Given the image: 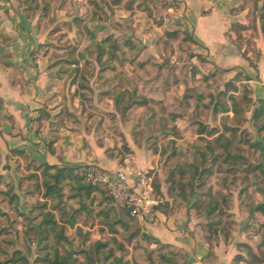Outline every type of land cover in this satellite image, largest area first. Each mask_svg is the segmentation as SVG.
I'll list each match as a JSON object with an SVG mask.
<instances>
[{"label":"rangeland","instance_id":"rangeland-1","mask_svg":"<svg viewBox=\"0 0 264 264\" xmlns=\"http://www.w3.org/2000/svg\"><path fill=\"white\" fill-rule=\"evenodd\" d=\"M28 1L19 3L25 15L36 20L41 42L37 46L40 57H32L33 62L40 60L44 69L52 72L46 82L52 84L45 87L46 102L51 105L39 112L40 128L54 111L70 124L94 129L96 135H91L97 145L104 146L111 167L85 166L118 171L133 158L138 169L153 176L161 211L167 215L181 208L194 211L210 256L223 245L231 248L232 264H264V216L257 211L264 203V176L253 171L264 161L254 147L263 140L253 120L257 104L249 97L250 91H245V74L218 68L206 56L195 53L196 42L185 37L186 27L181 22L185 10L178 11L183 2L37 0L28 7V15ZM251 13L257 19L261 10L252 8ZM237 30L235 33L242 35L239 43L254 51L253 42ZM172 32L177 35L167 34ZM100 42H105L103 49L97 45ZM114 42H120L125 54L122 50L112 52ZM8 47L0 32V65L2 58L7 59L3 50ZM232 81L241 90L220 95ZM230 96L237 102L235 110L216 116L214 105L223 102L232 106ZM220 133L225 136L222 142L231 138V151L240 157L236 165L225 163L223 157L217 161V155L207 150ZM220 152L222 149L216 148V154ZM139 160L147 165L140 167ZM43 164L19 149L0 156V264H36L49 252L40 243L33 219L38 212L33 206L44 200V183L52 182L39 169ZM211 166L213 173L196 177L194 193L184 200L180 186L172 184V174H177L180 184L194 175V167L204 170ZM63 174L61 194L54 195L53 190L47 210L66 227L72 242L66 249L81 262L84 259L79 252L89 251L99 240L109 242L119 253L107 224L119 218L120 206L100 191L89 197L80 191L84 206L68 199L71 184L79 190L91 183L80 175V168L72 173L73 180L66 170ZM119 232L114 236L133 248L137 240L128 243V234L122 228ZM50 245L60 247L54 240ZM171 247L160 252L176 264L183 263L180 250ZM123 251L124 260L130 251L126 247ZM139 254L144 261L143 253L136 252L134 264H138Z\"/></svg>","mask_w":264,"mask_h":264},{"label":"crops","instance_id":"crops-1","mask_svg":"<svg viewBox=\"0 0 264 264\" xmlns=\"http://www.w3.org/2000/svg\"><path fill=\"white\" fill-rule=\"evenodd\" d=\"M178 1L183 2L180 4L182 9L178 11L185 10L181 22L196 42L195 53L206 56L218 68L248 76L250 80L245 85L253 103L263 100V24L261 15L257 19L251 16V9L257 8L262 13L264 0ZM175 17L179 19L176 13ZM36 25V20L25 15L19 0H0V32L10 44L3 50L7 59L1 57L4 63L0 65V156H7L11 149H19L32 160L61 169L76 170L90 163L111 167L104 146L97 145L91 135H96L94 129L70 124L64 115L56 116L54 111L40 128L39 112L45 105H51L50 101L46 102L45 87L52 84L46 83L52 72L44 69L40 60L36 64L33 62L32 57H40L37 46L41 42ZM237 25L250 28L240 33L253 42L254 51L239 43L242 35L235 33ZM254 106L258 108V104ZM59 120L62 121L60 125ZM139 165L143 168L147 164L139 160ZM189 209H176L169 215L157 210L153 220L139 223L142 234L180 250L181 264H232L230 247L220 245L214 255H209L194 211ZM125 246L130 252L127 251L124 262L134 264L132 257L136 252L130 245ZM156 246L151 245V249ZM137 252L143 253L142 250ZM137 263L146 264L140 254Z\"/></svg>","mask_w":264,"mask_h":264},{"label":"trees","instance_id":"trees-1","mask_svg":"<svg viewBox=\"0 0 264 264\" xmlns=\"http://www.w3.org/2000/svg\"><path fill=\"white\" fill-rule=\"evenodd\" d=\"M255 2H259L260 0H254ZM37 0H29L26 2V12L28 15L31 12L30 7L31 3L36 4ZM168 8H171L167 6ZM257 9V8H256ZM260 21L263 24L262 31L264 33V3L262 6V13L260 16ZM253 27V26H251ZM238 28L237 32L241 31H248L250 28L237 25L235 26V29ZM185 37L192 38L191 35L187 33L185 30ZM169 36H176V32L167 33ZM90 35L95 36L93 32H90ZM187 35V36H186ZM194 41V39L192 38ZM103 43H97V45L100 47V49H103ZM127 44V43H126ZM120 42H114L112 46V52H116L117 50H122L120 46ZM122 52L125 54L124 49ZM104 53V52H103ZM114 55V54H113ZM246 57V56H245ZM238 79V78H236ZM245 80H250L249 77H245ZM235 81V80H234ZM230 82L227 84L226 92L220 93L222 96H226L228 93H236L240 89V87L236 84V82ZM237 81V80H236ZM239 82V81H238ZM245 87V86H243ZM244 90L246 88H243ZM246 92L248 91L245 90ZM249 92V91H248ZM250 97V96H249ZM230 99L232 100V106H230L227 103L218 102L213 107V113L217 116L219 114L224 113H230L233 112L235 109L233 107L237 106V102L235 100L234 96H230ZM258 108L255 109L253 120L254 124L256 125L259 133L263 137V140L260 142L255 143V149H257L260 152V158L264 160V99L257 101ZM41 120V119H40ZM214 132H212V135ZM225 139L224 134L220 133L216 138L215 142L213 144H209L207 147V150L211 152L212 156L217 155V161L223 157L225 163H230L236 165L239 161L240 157L235 156L231 151V138H229L226 142H222ZM216 148L222 149V152L220 154H216ZM218 153V152H217ZM219 155V156H218ZM39 169H42L43 172L50 177L52 180L51 183H44V186L46 188L42 199L43 202H36L33 206L34 211H38L34 218V221L38 224V236L41 238L40 243L42 242L45 248L49 249L45 256L40 257L37 259L36 264H41V262H45L46 264H127L124 262L123 258L125 256V252L123 251L125 249V242L119 241L114 235H119V228H122L123 231H125L127 236V242L131 243L134 240H137L136 244L134 243L133 250L134 252H137L139 250L143 251V259L148 264H176L177 262L175 260L169 259L167 254H162L160 250L162 251V248H168L171 247L170 245H162L157 240L147 236L146 234H142L141 228L139 226V223L136 219L132 218L130 215V211L126 208L120 207L121 212L119 213V218L116 220H113L109 222L108 225V232L111 234L112 237H114V241L118 244L120 248V252L117 253L113 248L110 247L109 242H104L102 240L97 241L94 246L89 251H80L79 254L83 255V262H81L78 258H76V254H73L69 250L66 249V245H71L72 242L69 238V236L66 234V227L64 224L61 223V220H58L56 215L51 211L47 210L48 208V199L52 196V192L54 191V195L61 194V188L60 185L62 183V178L64 176L63 172L66 170L68 172V178L70 180H73L72 173L75 171L73 168L68 169H61L57 166H51L49 164H43L39 166ZM253 171H259L262 176H264V161L257 164V166L253 169ZM206 172L213 173V166L210 168H205L204 170H200L196 167H194V175L191 176L188 180H182L185 182H180L176 179V173L172 174V184L173 185H179L180 186V193L181 197H183L184 200H187L193 193H194V180L196 177L204 175ZM185 170H180V175H185ZM97 184H87L86 186H83L79 190H75V187L71 184L70 185V194L68 196V199L74 200L76 202H79L84 206V203L82 202V198L79 195L80 191H85L86 196H90L92 193L100 191L101 193L107 194V199L112 200L113 199L109 196L108 192L101 186ZM57 190L60 192L58 193ZM57 192V193H56ZM56 197V196H54ZM58 198V197H56ZM61 199V197H59ZM62 201V200H59ZM155 210L161 211L160 207H156ZM257 211L260 212L264 216V203H261L257 207ZM81 212V209L76 210L74 212L75 214H78ZM163 212V211H162ZM164 213V212H163ZM72 217H74L72 215ZM68 223V222H63ZM72 224V222H70ZM69 224V223H68ZM261 230L264 232V224L261 226ZM54 240L60 247H55L50 245V241ZM143 241L145 244H143ZM157 244L158 245V251H154L151 249V245ZM129 245V244H128ZM61 247L64 249L63 252H61ZM172 248V247H171ZM107 249V250H105ZM157 254V256H156ZM16 262L19 261L17 258L15 260ZM10 262H5L4 264H9Z\"/></svg>","mask_w":264,"mask_h":264},{"label":"built area","instance_id":"built-area-1","mask_svg":"<svg viewBox=\"0 0 264 264\" xmlns=\"http://www.w3.org/2000/svg\"><path fill=\"white\" fill-rule=\"evenodd\" d=\"M80 175L89 183L101 185L115 204L129 210L138 223L153 220L159 203L154 178L149 171L138 169L133 164V158L127 159L118 171L89 165L80 168Z\"/></svg>","mask_w":264,"mask_h":264}]
</instances>
